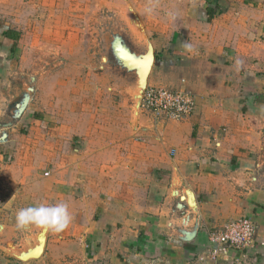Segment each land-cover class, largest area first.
Returning a JSON list of instances; mask_svg holds the SVG:
<instances>
[{"label": "crops", "instance_id": "0c3cea01", "mask_svg": "<svg viewBox=\"0 0 264 264\" xmlns=\"http://www.w3.org/2000/svg\"><path fill=\"white\" fill-rule=\"evenodd\" d=\"M178 3L153 29L147 85L193 95L189 120L142 114L141 92L131 105L102 93V140L84 116L25 114L27 146L0 95V264H264V181L248 178L264 140V0ZM19 36L0 23L2 90ZM61 202L64 231L17 226L20 209ZM242 218L256 228L246 249L216 241Z\"/></svg>", "mask_w": 264, "mask_h": 264}, {"label": "rangeland", "instance_id": "374dc122", "mask_svg": "<svg viewBox=\"0 0 264 264\" xmlns=\"http://www.w3.org/2000/svg\"><path fill=\"white\" fill-rule=\"evenodd\" d=\"M165 1L0 0V23L20 35L0 87V95L8 96L4 110L11 115V137L30 146L31 131L23 118L40 113L60 119L84 116L85 130L102 140V93H117L130 105L136 101L154 54L151 45L158 35L153 29L168 26L164 16L178 15L182 8L173 0L166 9ZM5 49L10 51L0 41V52ZM262 126L252 124L257 131ZM254 143L260 157L253 159L254 174L248 178L258 183L264 181V140Z\"/></svg>", "mask_w": 264, "mask_h": 264}, {"label": "built area", "instance_id": "2783aa9c", "mask_svg": "<svg viewBox=\"0 0 264 264\" xmlns=\"http://www.w3.org/2000/svg\"><path fill=\"white\" fill-rule=\"evenodd\" d=\"M139 109L157 119L184 122L197 113L195 98L190 93L164 88L147 86L143 91ZM3 202L0 200V211ZM256 228L249 218H242L228 224L218 235L216 241L231 249L240 251L250 245L254 239Z\"/></svg>", "mask_w": 264, "mask_h": 264}, {"label": "clouds", "instance_id": "9594fccd", "mask_svg": "<svg viewBox=\"0 0 264 264\" xmlns=\"http://www.w3.org/2000/svg\"><path fill=\"white\" fill-rule=\"evenodd\" d=\"M15 218L20 228L36 226L55 233L64 231L71 223L68 205L63 202L53 205L41 203L22 208L16 213Z\"/></svg>", "mask_w": 264, "mask_h": 264}, {"label": "water", "instance_id": "95a60500", "mask_svg": "<svg viewBox=\"0 0 264 264\" xmlns=\"http://www.w3.org/2000/svg\"><path fill=\"white\" fill-rule=\"evenodd\" d=\"M150 58V61L148 62V64L146 65V69H145V73H144V76H143V79H142V90H141V94H140V97L143 93V91L147 88V85H146V82H147V78L150 74V71H151V68H152V65L154 63V55H150L149 56ZM140 97H139V100H140ZM139 103V102H138Z\"/></svg>", "mask_w": 264, "mask_h": 264}, {"label": "trees", "instance_id": "16d2710c", "mask_svg": "<svg viewBox=\"0 0 264 264\" xmlns=\"http://www.w3.org/2000/svg\"><path fill=\"white\" fill-rule=\"evenodd\" d=\"M211 11H212V10H209V11H208V15H209V17L213 16V13H212Z\"/></svg>", "mask_w": 264, "mask_h": 264}]
</instances>
